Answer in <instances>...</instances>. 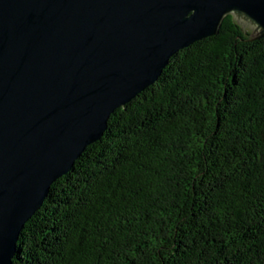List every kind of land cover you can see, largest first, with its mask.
<instances>
[{
	"label": "trees",
	"instance_id": "1",
	"mask_svg": "<svg viewBox=\"0 0 264 264\" xmlns=\"http://www.w3.org/2000/svg\"><path fill=\"white\" fill-rule=\"evenodd\" d=\"M12 264H264V35L226 14L53 181Z\"/></svg>",
	"mask_w": 264,
	"mask_h": 264
},
{
	"label": "water",
	"instance_id": "2",
	"mask_svg": "<svg viewBox=\"0 0 264 264\" xmlns=\"http://www.w3.org/2000/svg\"><path fill=\"white\" fill-rule=\"evenodd\" d=\"M226 14L264 35V0H0V264L109 115Z\"/></svg>",
	"mask_w": 264,
	"mask_h": 264
},
{
	"label": "rangeland",
	"instance_id": "3",
	"mask_svg": "<svg viewBox=\"0 0 264 264\" xmlns=\"http://www.w3.org/2000/svg\"><path fill=\"white\" fill-rule=\"evenodd\" d=\"M244 29L248 30V28H247V27H245Z\"/></svg>",
	"mask_w": 264,
	"mask_h": 264
}]
</instances>
